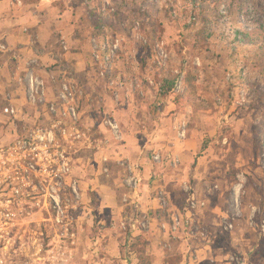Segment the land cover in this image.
I'll return each mask as SVG.
<instances>
[{
	"label": "rangeland",
	"instance_id": "1",
	"mask_svg": "<svg viewBox=\"0 0 264 264\" xmlns=\"http://www.w3.org/2000/svg\"><path fill=\"white\" fill-rule=\"evenodd\" d=\"M13 2L22 13L40 6L42 24L46 5L68 10L58 26L67 37L37 41L38 55L86 51L84 74L58 60L68 79L51 78L48 102L57 104L62 81L78 87L77 127L91 147L66 144L55 131L54 149L66 150L70 164L65 183L51 185L56 202L45 197L48 185H38L35 200L13 199L10 189L0 195V264H130L132 253L149 264L128 217L99 224L105 208L137 214L138 193L177 214V231L223 248L226 264H264V0ZM4 108L0 148L25 127L53 122L44 106L21 107L17 119ZM138 176L156 193L137 188ZM143 219L137 233L149 231ZM156 251L165 263L180 259L161 243Z\"/></svg>",
	"mask_w": 264,
	"mask_h": 264
},
{
	"label": "crops",
	"instance_id": "2",
	"mask_svg": "<svg viewBox=\"0 0 264 264\" xmlns=\"http://www.w3.org/2000/svg\"><path fill=\"white\" fill-rule=\"evenodd\" d=\"M44 1L46 3V0ZM14 2L11 3V0L0 1V102L6 107L11 106L16 110L18 109L17 112L19 116L21 115L19 108L27 107L28 109H33V105L29 99L30 93L28 91V81L30 77L42 80L45 83L48 101V98L50 100L53 95V82L57 79V75L60 73L59 78H61V80L68 79L65 74L62 73L60 65H57L58 60L64 61L65 63L74 62L75 66L73 67L75 71L84 74L86 70L85 56L87 57V55L86 51L80 50H77L75 53H65L61 55L48 51L42 53L41 56L38 55L39 47L37 46V41L42 43L45 40V43L48 44L51 40L49 37H55V33L57 36L61 35L62 37H67L60 31L58 26H63V20L67 23L66 15L68 10L58 9L53 5H46V23L42 24L41 20L34 17L36 15L35 8L42 10L40 6L37 7L35 4H31L30 6L26 5L22 13L21 11H17V8L22 7V1L18 2L21 4L20 7L17 6L20 4ZM42 5L43 2L41 6ZM29 9H32V11ZM38 15L40 16L41 14L39 13ZM56 16L62 18V22H59V24H56L54 21ZM52 73L56 74L53 75ZM51 78H54V81ZM81 116L82 115H80V117ZM23 119H26L25 116ZM146 180L147 178L138 176L137 181H139V184L137 188L142 191L148 190L152 193L155 189L151 190ZM152 183L153 185H157L161 182L153 181ZM135 195L133 199L137 201V203L135 201L132 203H134L136 207L137 214H131L122 209L112 210L110 208H105L99 212L100 216H104L103 220L101 222L99 221V224L105 226L107 223L105 217H108V220L115 223L128 217L127 221L130 222L129 226L131 227V239L141 244L140 247L145 250L144 257L150 258L149 264H168L164 262V258H159L156 251V247L160 243L164 248L168 246L169 251L172 252L170 254H174L176 257L180 258L177 264H226L228 262L227 254L224 252L223 248L217 251V249L213 247L212 244H209V241H205V239L200 240L198 236H192L180 229L178 231L174 230L173 221L174 219L179 220V218L175 216L177 214L172 215L168 211H160L157 199L154 198L153 195L151 201L149 196L145 197V195H142L141 197L139 193L137 197ZM195 197H197L198 200H202L198 193H195ZM142 201L146 205L140 203ZM150 205H152V207ZM142 217L146 218L143 220L148 222L149 231L137 233L139 231L138 218L140 219ZM200 217L202 216H198L197 222L199 221L202 223ZM207 223L210 224L209 221H207ZM210 234L212 238L217 239L218 229L213 228ZM110 238L111 241L114 240L116 242V240H118L117 237ZM243 240L244 239L241 238V241ZM140 255L141 254L132 253V256H130V264H142L140 262V260H142Z\"/></svg>",
	"mask_w": 264,
	"mask_h": 264
},
{
	"label": "built area",
	"instance_id": "3",
	"mask_svg": "<svg viewBox=\"0 0 264 264\" xmlns=\"http://www.w3.org/2000/svg\"><path fill=\"white\" fill-rule=\"evenodd\" d=\"M97 58L98 56H96ZM28 91L32 105L44 106L47 115L53 122L50 127L46 128L25 127L14 143L0 148L1 197H5V191L10 189V197L13 199L35 200L38 185L51 187L52 184L62 185L65 183L64 179L70 173V164L66 150L54 149L56 130L62 135L66 144L78 143L85 148L91 147V142L86 140L85 132L77 127L80 116L76 102L80 91L75 84L66 81L61 82L57 104L47 101V89L42 80L30 77ZM3 113L13 118L18 116L17 110L11 106L4 108ZM68 121L73 125L72 127L65 123ZM105 124L114 133L117 132L118 125L115 121L107 119ZM49 189H46L45 197L56 202L59 198L58 195L53 187ZM159 197L160 200H164L162 193L159 194ZM191 204L194 209L195 203L192 202ZM179 225L180 222L175 220L174 230H177ZM142 226L146 227V223Z\"/></svg>",
	"mask_w": 264,
	"mask_h": 264
},
{
	"label": "trees",
	"instance_id": "4",
	"mask_svg": "<svg viewBox=\"0 0 264 264\" xmlns=\"http://www.w3.org/2000/svg\"><path fill=\"white\" fill-rule=\"evenodd\" d=\"M173 86H174V82L167 81V85L164 87L167 95H168V93H170L172 91Z\"/></svg>",
	"mask_w": 264,
	"mask_h": 264
}]
</instances>
